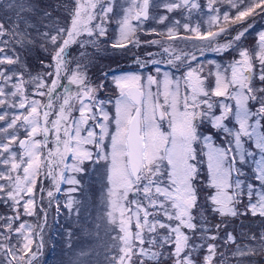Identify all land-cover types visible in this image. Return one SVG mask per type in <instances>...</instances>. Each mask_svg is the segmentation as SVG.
<instances>
[{
  "label": "snow or ice",
  "instance_id": "6c2138e0",
  "mask_svg": "<svg viewBox=\"0 0 264 264\" xmlns=\"http://www.w3.org/2000/svg\"><path fill=\"white\" fill-rule=\"evenodd\" d=\"M257 17L264 0L0 2V264H41L49 211L91 214L89 175L95 246L72 264L264 255V227L229 231L264 221V30L244 46ZM110 28L105 51H145L133 70L95 76Z\"/></svg>",
  "mask_w": 264,
  "mask_h": 264
},
{
  "label": "rangeland",
  "instance_id": "374dc122",
  "mask_svg": "<svg viewBox=\"0 0 264 264\" xmlns=\"http://www.w3.org/2000/svg\"><path fill=\"white\" fill-rule=\"evenodd\" d=\"M64 2H66V1H64ZM201 2L203 3V0H201ZM63 17H65V16L63 15ZM61 18H62V16H61ZM177 18H179V14H177ZM63 19H66V17ZM263 23H264L263 17H257L255 24H254V27L255 26H261V24H263ZM262 30H264V27L262 28ZM141 38L142 39H148L151 37H141ZM110 42H111V40L104 41V43L101 45V51L98 54H94L95 63L91 69L90 74H93L95 76H99L102 69L103 70H108L109 68L114 69L115 67L121 66L123 61H125V63H123V65H125V64L129 65L130 62H127V61H128V59L129 60L133 59V52H136L137 54H142L145 51V49H143V48H141L139 50L133 49L132 52H129V53L105 51L104 50L105 45L107 43H110ZM244 43L246 44L245 40H244ZM249 47H250V43H249ZM89 51L91 52L92 50L89 49ZM73 54L77 55L75 46L73 47ZM208 54L210 55V59H217L218 61H221V62H226V61H229L231 59V56L227 55V54L223 55V57L218 56L215 53H208ZM30 56H32V55H30ZM30 56H29V59L31 60ZM31 68L34 71L39 69V68L37 69L36 66H31ZM97 194H98L97 195V199H98L100 191H98ZM81 198H83V196H81ZM93 212L94 211H92V213ZM0 214H9V209L6 208L4 205L0 204ZM92 216L93 215L87 216L85 213H82L79 220L82 217V219L84 221H87V220H90ZM27 219L31 223H39V221L37 219L31 218V217H28ZM53 221H54V209H51L49 211V216H48V226L45 228V232H44V249H43V256L41 257V264H49V260H50V258H49V247H50V242L52 239V232L54 230L53 226L55 223ZM80 232L82 233L83 237H82V235H79V236L75 235V244H74V240L72 242H70V245H68L67 251H65V252H67V254L63 255L64 259L61 256H57V263L58 264H72V261L76 258V255L79 253V252H77L79 249L77 247V245L79 243H81V241H79L80 239H82L84 241L83 243L85 244L86 247H90V246L94 247L95 246L94 241L92 239H90V237H89L90 232H85V231L84 232L80 231ZM81 248H83V247H81ZM58 250H59V252L61 251L60 247H59V249L57 247V251ZM97 250L102 252V250H100V249H97ZM68 255H69V257H68ZM102 258L103 257L100 256L101 260H102Z\"/></svg>",
  "mask_w": 264,
  "mask_h": 264
},
{
  "label": "trees",
  "instance_id": "16d2710c",
  "mask_svg": "<svg viewBox=\"0 0 264 264\" xmlns=\"http://www.w3.org/2000/svg\"><path fill=\"white\" fill-rule=\"evenodd\" d=\"M53 0H40V7L48 9V10H52L53 9ZM0 2H3V0H0ZM53 15H58L60 16V13H56L55 11H53ZM61 20H63L62 18H60ZM264 19V17H263ZM264 27V23L261 24V26H256V28L249 34L246 35L245 41L246 44L244 43V46L248 47L249 43L252 45H255L256 40H257V33L259 31L262 30V28ZM31 60L28 59V63L29 66H36V68H39V59H43V54L39 51H35L32 56H30ZM89 205V204H88ZM91 205H89L90 207ZM99 208L96 209V211H94L92 213V210H90L89 208V212L91 213L90 215H93L91 217L90 220L84 221L81 217V219L79 220V218H77L74 214L69 213L68 211H66V216L64 215L63 217H61V222L59 224L58 227V234L60 236V238L58 237V249L60 247V252L55 251V255L53 256L54 252L52 253V259L50 260V264H58L57 263V256H61L64 259L65 254H67V249H68V245H70V242H72L74 240V244H75V235H82V233L80 231H85V232H90L92 230V226L94 223V219L93 217L95 215L98 214ZM82 215V214H81ZM87 216L89 214H86ZM83 220V221H82ZM241 221L243 222V225L245 226V228L247 230L256 232L258 231L260 228L264 227V221H262L259 217H241L239 218V220H233L232 221V227L229 228V231H234V234L238 235V233L241 230ZM218 222V221H217ZM71 234V235H70ZM62 237V239H61ZM83 237V235H82ZM86 237V236H85ZM79 241H81V243H79L77 245V247L79 248L77 252H80L83 248H87L85 246V244L83 243L84 241L82 239H80ZM54 243V241H51ZM57 244V242H56ZM83 247V248H81ZM102 256V255H101ZM66 257V256H65ZM69 257V255H68ZM263 257L264 255H260V256H255L252 258L251 260V264H264L263 261Z\"/></svg>",
  "mask_w": 264,
  "mask_h": 264
},
{
  "label": "flooded vegetation",
  "instance_id": "af4514ba",
  "mask_svg": "<svg viewBox=\"0 0 264 264\" xmlns=\"http://www.w3.org/2000/svg\"><path fill=\"white\" fill-rule=\"evenodd\" d=\"M60 14H62L61 16H62V18H63V10L61 9L60 10ZM61 18V17H60Z\"/></svg>",
  "mask_w": 264,
  "mask_h": 264
}]
</instances>
